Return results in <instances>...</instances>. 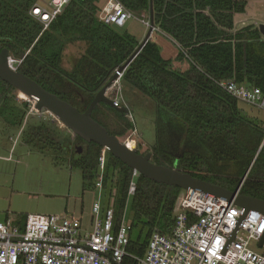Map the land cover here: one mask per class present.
Segmentation results:
<instances>
[{"label":"trees","instance_id":"obj_1","mask_svg":"<svg viewBox=\"0 0 264 264\" xmlns=\"http://www.w3.org/2000/svg\"><path fill=\"white\" fill-rule=\"evenodd\" d=\"M119 1L134 17L144 19V14H150V0ZM249 1L152 0L155 27L178 44L173 59H186L189 67H173L172 60L162 57L160 47L149 39L126 67L122 83L148 96L156 106V144L143 152L151 153L152 162L230 191L247 173L240 194L264 201V120L243 111L238 100L218 85L221 80H234L256 86L264 95V38L254 24L234 30V14L244 13ZM36 2L0 0V51L7 48L10 56L22 59L18 71L83 112L139 41L99 20L100 0H70L46 29L29 14ZM74 44H83V52L66 67L65 49ZM15 91L0 80V120L19 129L28 103L16 105ZM104 109L117 119L119 131L96 118L98 113L106 115ZM125 114L100 102L91 117L119 137L133 130ZM75 138L78 145L74 147L68 135L57 133L51 119L28 123L22 134L24 144L41 152L49 149L55 160L63 159L80 170L85 186L95 188L102 147ZM132 180L135 190L129 195ZM181 190L133 175L131 168L106 151L103 205L109 204L114 191L116 226L129 206L130 252L142 254L152 232H168Z\"/></svg>","mask_w":264,"mask_h":264},{"label":"built area","instance_id":"obj_2","mask_svg":"<svg viewBox=\"0 0 264 264\" xmlns=\"http://www.w3.org/2000/svg\"><path fill=\"white\" fill-rule=\"evenodd\" d=\"M69 1L38 0L29 14L46 29ZM100 1L99 20L106 24L123 27L134 17L119 0ZM140 20L149 26V20ZM259 23L263 22L255 23L257 29ZM21 61L8 57L13 70H17ZM119 66L112 72L116 77L106 91L112 92L116 108L122 107L116 89L126 69L119 70ZM218 85L238 101L264 110L260 88L234 80H221ZM23 101L28 103V114L50 115L36 107L33 100L23 98ZM97 161L98 194L88 221L68 214L37 213L25 215L22 223L0 219V264H264V213L256 208L244 211L233 201L200 190L183 189L176 199L168 232H152L142 254L130 252L127 249L130 224L115 225L114 191L109 204L103 205L105 149H101ZM137 173L133 170V175ZM246 174L235 196L240 194ZM134 190L132 180L129 195ZM252 243L257 249L251 248Z\"/></svg>","mask_w":264,"mask_h":264},{"label":"rangeland","instance_id":"obj_3","mask_svg":"<svg viewBox=\"0 0 264 264\" xmlns=\"http://www.w3.org/2000/svg\"><path fill=\"white\" fill-rule=\"evenodd\" d=\"M247 7V13L243 15L246 21L253 22L258 19L264 23V8L260 1L251 0ZM141 18L147 19L148 15L144 14ZM115 28L117 31L132 34L141 41L148 26L144 25L140 18L131 17L123 27ZM150 39L158 44L162 57L172 60L173 67L180 70L189 67L186 59L181 61L173 59L179 48L165 34L153 29ZM83 49V44L68 45L64 52L65 66L66 64L70 66ZM118 85L116 98L127 109L126 119L133 125V130L125 132L118 139L122 142L133 139L135 141L133 148L143 154L156 144L158 120L156 106L148 96L124 85L122 79ZM15 94V103L21 107L23 98H19V92L15 91ZM106 95L110 99L114 97L112 92H106ZM238 102L243 111L264 120V110L242 101ZM104 111L106 115L98 113L95 115L96 118L110 130L119 131L117 119L112 113H108L105 109ZM38 115L40 116L26 115L28 117H25L23 121L22 131L10 128L0 121V219L8 217L16 220L30 213L68 214L87 222L98 191L91 185L85 186L80 170L71 168L70 164L63 159L55 160L49 149L41 152L22 141V134L28 123L34 125L46 123L51 117L47 112H41ZM159 126L162 128L161 124ZM164 129H166L165 126H163ZM57 133L61 137L68 135L74 142V147L78 145L71 130L59 122H57ZM183 192L182 189L180 193ZM130 217L131 211L128 206L121 223H129ZM251 248L257 249V246L252 243Z\"/></svg>","mask_w":264,"mask_h":264},{"label":"water","instance_id":"obj_4","mask_svg":"<svg viewBox=\"0 0 264 264\" xmlns=\"http://www.w3.org/2000/svg\"><path fill=\"white\" fill-rule=\"evenodd\" d=\"M155 29L153 20L152 0H150V14L148 29L129 58L119 66V70L126 68L131 60L138 54L146 42L150 39L151 33ZM258 31L264 37V23L258 24ZM9 52L7 48L0 51V80L6 82L18 92L24 93L30 99H33L36 107L42 111H48L53 121L64 125L71 132L87 142H94L103 149L118 158L132 170L138 172L145 178L157 183L176 186L187 191L200 190L205 194H212L216 198H224L244 211L250 208H256L264 213V201L238 194L219 185L195 178L188 173L158 165L151 161V153H138L135 148H128L125 142H122L113 134L91 117V112L95 106L102 102L110 107H114L112 100L107 97L106 91L111 86L116 75L112 74L110 79L95 93L93 99L87 108L80 112L70 103L60 99L57 95L46 91L37 82L18 70H13L8 65ZM118 111L127 113V109L122 106ZM77 152H81V146H78Z\"/></svg>","mask_w":264,"mask_h":264},{"label":"crops","instance_id":"obj_5","mask_svg":"<svg viewBox=\"0 0 264 264\" xmlns=\"http://www.w3.org/2000/svg\"><path fill=\"white\" fill-rule=\"evenodd\" d=\"M254 1H257V0H254ZM258 1H260L261 2V5L263 6V8H264V0H258ZM249 3V2H248ZM247 6H248V4H247ZM246 6V9H245V12L244 13H237V14H234V18H233V22H234V30L236 29H240V28H242V27H244V26H246V25H250V24H254L255 25V23H257L258 21H260V20H258V19H255L253 22H248V21H246V19L244 18V14L245 13H247V7ZM144 20H149V15H148V18L147 19H144ZM155 29H156V31H159L160 33H162V34H165V36H167L171 41H173L175 44H176V46L178 47V44L170 37V36H168L166 33H164V32H162L159 28H157V27H155ZM261 35V34H260ZM262 37V36H261ZM263 38V37H262ZM139 41V43H140V40H138ZM156 43V42H155ZM157 44V43H156ZM158 45V44H157ZM22 102H24V101H21V104H22ZM23 106V105H22ZM28 111V110H27ZM26 115H28V116H31V117H34V116H40V115H36V114H28V113H26ZM28 116H26V117H28ZM26 119V118H25ZM48 119H51V121L52 122H54L56 125H57V122H55V121H53L52 120V118L51 117H49ZM0 121H2V120H0ZM3 122V121H2ZM4 123V122H3ZM4 124H6V123H4ZM23 125V124H22ZM21 129V131H22V126L19 128V130ZM135 142V141H134ZM4 218H8V217H4Z\"/></svg>","mask_w":264,"mask_h":264},{"label":"bare ground","instance_id":"obj_6","mask_svg":"<svg viewBox=\"0 0 264 264\" xmlns=\"http://www.w3.org/2000/svg\"><path fill=\"white\" fill-rule=\"evenodd\" d=\"M19 92V98H26V99H30L29 97H27L24 93H22V92H20V91H18ZM31 101L33 100V99H30ZM35 102V101H34ZM127 143H126V145H127V147L128 148H130V149H132L133 148V146H134V141L133 140H127L126 141Z\"/></svg>","mask_w":264,"mask_h":264}]
</instances>
